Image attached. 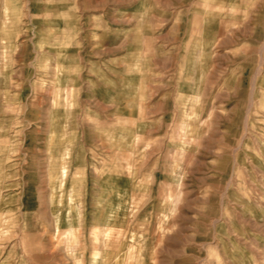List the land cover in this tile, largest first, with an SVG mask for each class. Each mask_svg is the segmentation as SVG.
<instances>
[{"label":"rangeland","instance_id":"rangeland-1","mask_svg":"<svg viewBox=\"0 0 264 264\" xmlns=\"http://www.w3.org/2000/svg\"><path fill=\"white\" fill-rule=\"evenodd\" d=\"M0 264H264V0H0Z\"/></svg>","mask_w":264,"mask_h":264}]
</instances>
